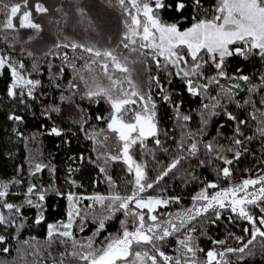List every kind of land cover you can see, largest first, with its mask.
I'll return each instance as SVG.
<instances>
[{
    "label": "snow or ice",
    "instance_id": "obj_1",
    "mask_svg": "<svg viewBox=\"0 0 264 264\" xmlns=\"http://www.w3.org/2000/svg\"><path fill=\"white\" fill-rule=\"evenodd\" d=\"M105 2L108 7L120 11L123 31L118 42L114 46H100L94 41L82 43L65 37L67 42L54 43L44 56L59 58L61 65L49 62V79L56 89L63 87L69 94L61 91L60 103L45 106L42 115L51 119L53 113L61 114V104L74 107L80 113V119L72 122L95 145L96 159L103 161V166L98 165L99 172L104 174L109 191L65 192L54 183L30 182L23 191V200L15 203L8 199L14 195L10 189L23 184V180L15 177L0 179V233H3L0 234V245H5L0 252L10 253V246L6 244L9 229L14 230L11 238L18 240L28 226L25 209L35 211L34 225L46 224L42 242L35 236L23 240L16 248L17 257L13 262L0 260V264H240L254 254L250 246L257 237L264 239V172L233 181L235 162L249 151L244 145L256 138L264 140V95L258 101L253 99L254 94H264V72L258 82H253V78L242 74L239 68L230 74L228 62L233 57L244 60L258 57L264 65V0ZM52 10L62 12L63 7L50 8L43 0H0V16H3L0 38L7 44V48L0 47V77L8 73L7 96L19 99L26 108L30 107L28 98L35 100L45 95L40 91L42 80L33 78V73L41 69L34 61L29 71L12 50L15 45H21V54L33 57L34 53L23 45L40 37L44 28L37 18L50 16ZM76 11L81 17L87 16L82 7H77ZM52 22L48 20V23ZM186 23L188 26L183 27ZM89 25L95 30L91 20ZM20 30H31V34L22 39ZM61 49H71L73 55ZM149 60L166 73L169 83L172 76L178 77L189 94L204 98L199 111V127L189 129L187 122L192 117L180 111L183 101L173 100V93L161 83L158 75L149 76V82L155 83L160 98L175 109L174 116L181 128L180 139L171 150L162 146L160 136H167V132L160 127L152 89L149 87L145 91L135 78L136 66L141 65L148 71ZM77 61L81 62L79 66ZM54 67H58L57 72L52 71ZM66 67H70L74 75L66 85H61L57 80L63 76ZM241 91L249 94L242 103L237 99ZM76 97L81 101L87 99L99 103L103 100L108 104L106 115L95 116L96 120L106 124V128H93L91 132L85 128L87 111L76 102ZM233 103L238 108L251 106L248 117L255 122L252 135H246L243 130L249 119H240L229 111L228 105ZM215 117L224 119L218 122L216 135L206 139L207 129ZM8 119L24 121L22 115L14 112ZM225 120L233 122L231 136H225L221 131L226 126ZM13 131L23 136L17 129ZM47 132L61 137L65 129L54 123ZM112 139L115 140L114 147L109 144ZM149 141L156 148L172 151L174 155L167 163L157 161L156 149L149 147ZM145 156L156 161L154 178L149 175L150 165ZM80 159H85L83 154ZM193 160L195 166L191 163ZM109 162H123L132 177L127 181L130 191L118 190L119 185L108 174ZM184 162L189 165L185 169L186 181L201 180L202 186L191 196L189 207L178 208L175 212L164 211L170 205H179L182 198L169 195L168 188L161 187V182ZM29 165L28 176L33 181L45 170L52 174L56 172L54 165L36 157L29 160ZM205 167L213 169L215 180H202L196 175L197 169ZM17 171L19 173L20 169ZM74 171L78 169L69 166L68 183L81 187L72 179ZM222 181H227V186L221 187ZM213 189L215 191L210 192ZM49 193L67 202L64 217L52 222L46 218ZM117 214L123 216L118 229L103 235L108 222ZM226 214L229 222L245 221L243 232L250 238L241 243L245 236L208 237L212 246L205 250L195 234L199 231V237L206 236V226L215 225ZM89 223L94 225L91 235H79L85 232ZM102 235L103 239L98 240ZM171 237L176 239L175 255L168 254L164 248ZM229 238L235 239L239 246H228ZM260 247L264 249V243ZM27 257H31V261Z\"/></svg>",
    "mask_w": 264,
    "mask_h": 264
},
{
    "label": "trees",
    "instance_id": "obj_2",
    "mask_svg": "<svg viewBox=\"0 0 264 264\" xmlns=\"http://www.w3.org/2000/svg\"><path fill=\"white\" fill-rule=\"evenodd\" d=\"M19 2V0H17ZM50 8L56 6H62V12H56L52 10L48 17H38V21L43 22L44 31L40 34V37L29 44L23 45L26 50L34 53L33 57H28L25 54H21V45H15L13 54L17 59L25 62L26 68L31 71L32 64L35 61L39 64L41 71L33 73V78L41 79L43 87L40 91H43L45 95L38 96L37 99H27V104L30 107H25L20 103L19 99H11L6 94V82L8 80V73L5 72L3 77H0V179L10 180L15 177L18 180H23V184L13 186L10 191L14 195L8 197L9 201L19 203L23 200V191L30 182H37L43 185L54 183L56 188H59L65 192L74 191L77 193L91 194L93 192L107 193L109 191L108 184L105 181L104 174L99 172L98 165L103 166L102 160H97V152L93 151L95 145L92 141L86 138L84 132L80 131L78 125L72 121L80 119V113L74 108L65 104H61V114H52V118L49 119L42 115L45 106L54 105L60 103L59 96L61 91L65 92V95L69 93L62 87L56 89L50 79L48 65L49 62L56 66L61 65V60L56 57H46L44 53L57 41H65V37L79 42H97L100 46H114L123 31V25L121 23V15L118 8L108 7L105 0H43ZM77 7H82L86 10L87 16L81 17L76 11ZM64 13H67L65 16ZM3 19V16H0ZM51 19L53 22L48 23ZM89 20H91L93 27H90ZM187 23L183 27H187ZM22 39H26L31 30H20ZM0 47L7 48V44L0 38ZM60 51H67L69 55H73L71 49H61ZM81 62L77 61L79 66ZM237 68L241 69L242 74L250 75L253 78V82H258L261 72H264V65L257 57L252 60H244L240 57H233L228 62L229 73H235ZM53 72L58 71V67L52 69ZM211 72V70H210ZM73 71L70 67L65 68L63 76L57 80L61 85H66L68 80L73 78ZM158 75L162 84H165L169 91L173 93V100L183 101L180 111L183 114L190 115L192 119L187 122L189 129L195 130L199 127L200 117L199 111L201 108L203 97H196L189 94L183 86V81L175 76H172L171 83H169V77L162 70H158L154 63L149 60V69L145 71L143 66H136L135 78L141 87L147 91L149 87L152 89V94L157 101L158 105V118L160 120V127L163 131L167 132V136L161 134L162 146L168 149H174L175 142L180 139L181 128L179 127L174 113L175 109L171 104L164 102L158 95V89L154 82H149V76ZM82 90V87H81ZM214 94V93H213ZM264 94H254L253 99L258 101L260 96ZM249 94L246 91H241L237 99L242 103L244 99H247ZM76 102L80 104L81 108L87 111L88 123L85 128L91 132L93 128L100 129L106 128V124L103 121L95 119L96 115H106L109 106L106 102L101 100L99 103H93L87 99L81 101L79 97H76ZM207 102V101H204ZM257 107L260 105L257 103ZM229 111L237 114L240 119H249V123L243 126V130L246 135H252L255 130V122H252L248 113L252 111L251 106L245 105L242 108L236 107V105H228ZM22 115L24 117L23 123L12 121L8 119V116L12 113ZM224 119L223 117L213 118L207 131L208 137L216 135V129L218 122ZM59 125L65 129V134L61 137L49 135L47 130L50 129L53 124ZM225 127L221 130L225 136H231L233 130V122L225 120ZM13 129L23 133V136H18ZM71 129V132L68 131ZM74 133V134H73ZM35 137V139H33ZM65 141H68L67 143ZM222 143L227 144V140H221ZM110 146H115V140L109 141ZM150 148H155V155L157 161H163L167 163L174 153L172 151L164 152L159 148H156L152 141L148 142ZM244 147H247L249 151L241 156V158L235 162L233 181H239L242 177L253 176L264 172V140L256 138L250 143H246ZM139 153V149H137ZM83 154L85 159L81 160L80 156ZM230 156L231 154L228 153ZM36 157L37 160H42L44 163L54 165L56 168L55 174L45 170L38 175L35 181L28 176L29 172V160ZM75 157V159H70ZM91 158V159H89ZM139 158V156H138ZM149 165V175L154 178L157 171L156 161L152 160L151 156L144 157ZM202 158V157H201ZM92 161H96L93 163ZM192 165L195 166L193 160ZM71 166L73 169H78L72 173V179L77 181L81 187H74L68 183V168ZM188 162L182 163V165L164 181L161 182V187L168 188L169 195L181 196V203L179 205H170L164 211L175 212L178 208L189 207L191 205V196L199 190L202 186L201 180H187L185 178V169L188 168ZM108 174L112 176L113 180L119 185V191H130V187L127 185V181L132 179L131 175L126 172L123 162H109ZM18 169L20 172L18 173ZM248 171H245V170ZM196 175L200 176L202 180H215L216 176L211 167H205L197 169ZM95 181V183H94ZM227 181L221 182V187L227 186ZM215 191V189L210 190ZM87 203V202H85ZM47 211L46 218L48 222H52L64 217L66 209V200L61 197H57L52 193H49V198L46 201ZM24 214L28 216V226L20 234L18 240L11 238V233L14 231L9 229V238L6 242L10 246V253L5 255L0 252V260H7L13 262V259L17 257L16 248L21 246V242L25 239H31L35 236L38 241H43L46 234V224L34 225L32 220L35 215V211L31 209H25ZM227 214L222 217L215 225L208 224L205 228L206 236L199 237V231L195 234L199 238L201 246L207 250L212 245L208 237L215 239H224L230 234L236 236H245V241L250 236L243 232V228L246 226V222L238 220L234 223L229 222L226 218ZM214 219V217H212ZM123 219L121 214H117V217L108 222V226L103 235H107L110 232H115L119 227V220ZM94 230V225L89 223L88 228L84 233L79 235L87 237L91 235ZM3 234V233H0ZM103 235L98 240L103 239ZM264 243V239L257 237L254 245L250 246L253 250V255L247 256L240 264H264V249L260 245ZM227 245L232 247L239 246L237 241L233 238L227 240ZM5 245H0V248ZM26 247V246H25ZM176 239L171 237L165 243V251L168 254H176ZM28 261H31V257H27ZM235 262L236 257L232 256ZM17 264H23V262H17Z\"/></svg>",
    "mask_w": 264,
    "mask_h": 264
}]
</instances>
